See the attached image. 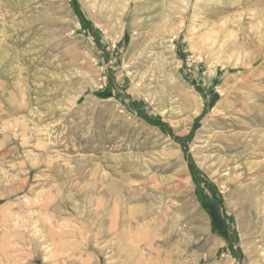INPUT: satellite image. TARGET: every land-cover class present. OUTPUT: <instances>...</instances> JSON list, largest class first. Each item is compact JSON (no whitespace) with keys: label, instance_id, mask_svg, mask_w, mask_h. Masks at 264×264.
<instances>
[{"label":"rangeland","instance_id":"1","mask_svg":"<svg viewBox=\"0 0 264 264\" xmlns=\"http://www.w3.org/2000/svg\"><path fill=\"white\" fill-rule=\"evenodd\" d=\"M0 264H264V0H0Z\"/></svg>","mask_w":264,"mask_h":264},{"label":"bare ground","instance_id":"2","mask_svg":"<svg viewBox=\"0 0 264 264\" xmlns=\"http://www.w3.org/2000/svg\"><path fill=\"white\" fill-rule=\"evenodd\" d=\"M206 1H207V0H206ZM126 3H127V2H126ZM185 6H187V5H185ZM126 7H127V6H126ZM124 8H125V7H124ZM125 9H126V8H125ZM182 10H183V9H182ZM215 29H216V28H215ZM219 29H220V28H219ZM217 32H218V31H217ZM219 32H220V30H219ZM218 34H219V33H218ZM206 35H207V34H206ZM226 36H227V35H226ZM207 37H208V36H207ZM220 37H221V36H220ZM223 37H224V36H223ZM203 38H204V37H203ZM215 38H216V37H215ZM258 38H259V37H258ZM206 39H207V38H206ZM215 40H216V39H215ZM215 40H214V41H215ZM224 40H226V39H224ZM214 41H213V42H214ZM219 41H220V40H219ZM229 41H231V39H230ZM231 42H233V41H231ZM231 42H230V43H231ZM222 43H223V42H222ZM213 44H214V43H213ZM218 44H221V43H218ZM232 44H233V43H232ZM224 45H225V42H224ZM233 45H234V44H233ZM221 46H222V45H221ZM221 46H220V47H221ZM235 46H237V45H235ZM240 47H242V46H240ZM236 49H237V48H236ZM238 49H239V48H238ZM224 51H225V50H224ZM233 51H234V49H233ZM241 52H242V51H241ZM236 53H237V52H236ZM248 53H249V52H248ZM251 54H253V53H251ZM244 57L246 58L245 55H244ZM252 57H253V56H252ZM235 58H236V57H235ZM237 61H238V58H237ZM237 61H236V62H237ZM244 63H245V62H244ZM247 65H248V64H247Z\"/></svg>","mask_w":264,"mask_h":264}]
</instances>
